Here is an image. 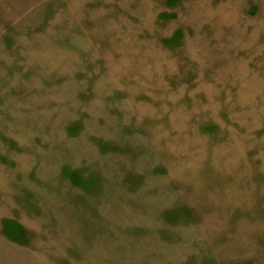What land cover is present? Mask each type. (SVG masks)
<instances>
[{
  "label": "rangeland",
  "instance_id": "rangeland-1",
  "mask_svg": "<svg viewBox=\"0 0 264 264\" xmlns=\"http://www.w3.org/2000/svg\"><path fill=\"white\" fill-rule=\"evenodd\" d=\"M0 264H264V0H0Z\"/></svg>",
  "mask_w": 264,
  "mask_h": 264
}]
</instances>
